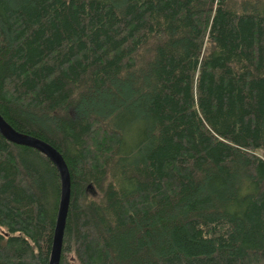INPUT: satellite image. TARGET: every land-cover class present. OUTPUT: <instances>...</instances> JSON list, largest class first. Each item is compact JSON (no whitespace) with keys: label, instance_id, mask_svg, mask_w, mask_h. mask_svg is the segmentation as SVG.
Returning a JSON list of instances; mask_svg holds the SVG:
<instances>
[{"label":"trees","instance_id":"1","mask_svg":"<svg viewBox=\"0 0 264 264\" xmlns=\"http://www.w3.org/2000/svg\"><path fill=\"white\" fill-rule=\"evenodd\" d=\"M0 115L68 170L58 264H264V0H0ZM58 197L0 135V264Z\"/></svg>","mask_w":264,"mask_h":264},{"label":"water","instance_id":"2","mask_svg":"<svg viewBox=\"0 0 264 264\" xmlns=\"http://www.w3.org/2000/svg\"><path fill=\"white\" fill-rule=\"evenodd\" d=\"M0 135L7 141L34 148L55 167L59 176V197L47 264H58L60 246L69 200V174L60 153L41 139L12 128L0 115Z\"/></svg>","mask_w":264,"mask_h":264}]
</instances>
